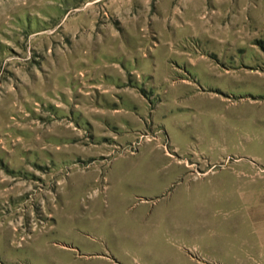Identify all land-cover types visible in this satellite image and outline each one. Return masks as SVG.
Instances as JSON below:
<instances>
[{"label":"rangeland","instance_id":"obj_1","mask_svg":"<svg viewBox=\"0 0 264 264\" xmlns=\"http://www.w3.org/2000/svg\"><path fill=\"white\" fill-rule=\"evenodd\" d=\"M250 161L264 0H0V264H187Z\"/></svg>","mask_w":264,"mask_h":264},{"label":"crops","instance_id":"obj_2","mask_svg":"<svg viewBox=\"0 0 264 264\" xmlns=\"http://www.w3.org/2000/svg\"><path fill=\"white\" fill-rule=\"evenodd\" d=\"M250 163L251 167L254 165L257 173L251 175L252 181L244 186L240 182L241 174L237 173L238 182L230 192L233 197L227 198L226 202L237 216L231 226L238 235V242L224 241L214 245L212 249L216 248V252L211 250L212 253H185L187 264H264V169L258 170L256 161ZM212 167L201 174H211ZM203 225L207 233V222L201 223L202 228ZM241 233H244L243 238H239ZM104 259L112 261L109 257ZM112 263L116 264L114 261Z\"/></svg>","mask_w":264,"mask_h":264}]
</instances>
